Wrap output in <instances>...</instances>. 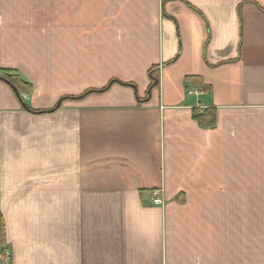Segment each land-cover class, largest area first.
I'll list each match as a JSON object with an SVG mask.
<instances>
[{"label":"crops","instance_id":"0c3cea01","mask_svg":"<svg viewBox=\"0 0 264 264\" xmlns=\"http://www.w3.org/2000/svg\"><path fill=\"white\" fill-rule=\"evenodd\" d=\"M3 70L0 264H264V0H0Z\"/></svg>","mask_w":264,"mask_h":264},{"label":"trees","instance_id":"16d2710c","mask_svg":"<svg viewBox=\"0 0 264 264\" xmlns=\"http://www.w3.org/2000/svg\"><path fill=\"white\" fill-rule=\"evenodd\" d=\"M1 76L4 78L3 81H6L11 87H16L18 90V96L22 103V97L20 96L21 92H28L30 86L26 84L16 73H11L9 71L3 70ZM149 77H150V85L149 88H152L154 85L157 84L158 81V66L151 67L149 69ZM107 86L102 88L100 91L105 90ZM27 109V106H25ZM43 112V111H40ZM193 117L200 123L203 124L204 120L208 117L210 119V122H213V113L212 110L204 109V108H194L193 109Z\"/></svg>","mask_w":264,"mask_h":264},{"label":"built area","instance_id":"2783aa9c","mask_svg":"<svg viewBox=\"0 0 264 264\" xmlns=\"http://www.w3.org/2000/svg\"><path fill=\"white\" fill-rule=\"evenodd\" d=\"M199 90H195V89H190L188 90V94H197ZM151 195H152V198H151V201L152 203L154 204H160L162 202L161 200V197H160V194H159V190H152L151 191Z\"/></svg>","mask_w":264,"mask_h":264},{"label":"water","instance_id":"95a60500","mask_svg":"<svg viewBox=\"0 0 264 264\" xmlns=\"http://www.w3.org/2000/svg\"><path fill=\"white\" fill-rule=\"evenodd\" d=\"M0 80H4V78L2 76H0ZM13 90L15 91V93L18 95V90L16 87H12ZM23 105L25 106V104L23 103Z\"/></svg>","mask_w":264,"mask_h":264}]
</instances>
